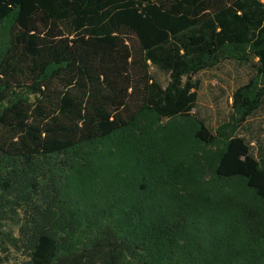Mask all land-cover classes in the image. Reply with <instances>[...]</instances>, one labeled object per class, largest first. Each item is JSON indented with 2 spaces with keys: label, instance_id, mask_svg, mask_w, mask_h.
Here are the masks:
<instances>
[{
  "label": "trees",
  "instance_id": "obj_1",
  "mask_svg": "<svg viewBox=\"0 0 264 264\" xmlns=\"http://www.w3.org/2000/svg\"><path fill=\"white\" fill-rule=\"evenodd\" d=\"M263 100L264 0H0V264H264Z\"/></svg>",
  "mask_w": 264,
  "mask_h": 264
},
{
  "label": "rangeland",
  "instance_id": "obj_2",
  "mask_svg": "<svg viewBox=\"0 0 264 264\" xmlns=\"http://www.w3.org/2000/svg\"><path fill=\"white\" fill-rule=\"evenodd\" d=\"M154 76L161 82L165 77L151 69ZM252 74L251 62L223 61L216 67L202 70L193 76L198 80L195 113L213 129L219 122L226 119L231 104V93ZM239 134L257 155L264 152V100L261 106L245 121Z\"/></svg>",
  "mask_w": 264,
  "mask_h": 264
}]
</instances>
